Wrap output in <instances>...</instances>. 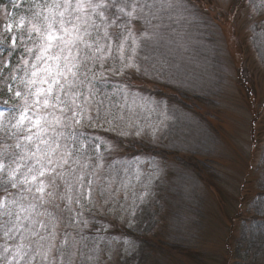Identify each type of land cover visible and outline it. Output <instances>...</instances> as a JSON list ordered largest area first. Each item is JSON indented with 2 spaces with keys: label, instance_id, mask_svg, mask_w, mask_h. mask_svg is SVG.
Wrapping results in <instances>:
<instances>
[{
  "label": "rangeland",
  "instance_id": "rangeland-1",
  "mask_svg": "<svg viewBox=\"0 0 264 264\" xmlns=\"http://www.w3.org/2000/svg\"><path fill=\"white\" fill-rule=\"evenodd\" d=\"M108 1L93 0L103 9ZM133 4L129 26L111 23L122 30L123 59L121 54L115 59L128 62L121 74L127 73L130 85L116 76L106 100L89 87L77 98L83 104L82 126L64 129L79 158L72 164L76 172L57 181L55 198L47 197V211L35 217L46 227L38 229L45 239L33 240V264H80L86 243L91 244L89 264H236L237 245L243 256L253 241L245 219L252 217L264 185V0H131V11ZM19 21L0 14L4 65L9 35L4 25L12 23L13 32L20 31ZM115 42L111 38L106 47ZM21 47L23 64L29 53ZM113 58L111 50L100 61L105 66ZM13 103L0 104L5 112L0 161L5 163L22 151L17 142L28 143L10 134L7 121L18 118L23 102ZM118 140L147 143L158 154L135 157L136 147L126 150L128 145ZM16 192L0 191V200H11ZM154 200L150 226L140 209ZM127 227L138 241L125 235ZM141 238L185 252L174 258L166 251L143 252ZM5 243L0 233V251Z\"/></svg>",
  "mask_w": 264,
  "mask_h": 264
},
{
  "label": "snow or ice",
  "instance_id": "snow-or-ice-1",
  "mask_svg": "<svg viewBox=\"0 0 264 264\" xmlns=\"http://www.w3.org/2000/svg\"><path fill=\"white\" fill-rule=\"evenodd\" d=\"M109 6H116L115 0ZM103 7V3H94L93 0H52L28 19L26 37L23 33L19 36L12 34V23L4 25L11 48H17L19 39L29 53L18 70L23 75L14 91L15 98L23 103L19 107L18 118L12 116L7 121L10 134L18 141L22 137L28 143L22 146L17 142L15 147L22 151L13 152L6 163L0 161V189L6 193L9 187L17 189L11 200L7 196L0 200V233L6 241L2 249L4 253H11L10 258L0 256L5 264H33V240L36 237L44 240L38 229L46 227L35 217L47 211L44 208L49 202L47 197L55 198L59 188L57 181L76 172L72 164L78 163L79 158L74 157L64 129L77 124L82 126L83 104L78 105L77 98L82 95V77L91 70L89 61L94 64L97 59L102 60L111 53L110 48L100 43L102 38H108V33L105 31L103 37L100 36L101 25L95 19L100 17L105 29L108 27L104 23V11H98ZM125 7L120 5L118 11L131 17L136 10L135 4L130 12H125ZM18 27L25 28L23 16ZM25 39L31 42V47L24 43ZM2 43L4 38L0 37ZM122 49L120 44L117 51L121 53V59ZM3 66L0 63V67ZM7 92L13 93L10 84ZM3 103L7 104V101ZM6 111L14 113L17 109L7 108ZM4 115L5 112L0 111V117ZM3 127L4 122L0 121V129ZM71 136L75 139L76 133H71ZM5 174L7 181L3 180ZM76 179L82 182L83 174ZM64 185L71 191L72 185L67 180H64ZM49 187L54 190L49 192ZM80 187H83L82 183ZM88 192H91L90 187ZM68 200L72 202L71 197ZM76 202L79 203V197ZM48 215L55 219L52 213ZM7 241H12L14 247L10 249ZM44 259H48L47 254Z\"/></svg>",
  "mask_w": 264,
  "mask_h": 264
},
{
  "label": "trees",
  "instance_id": "trees-1",
  "mask_svg": "<svg viewBox=\"0 0 264 264\" xmlns=\"http://www.w3.org/2000/svg\"><path fill=\"white\" fill-rule=\"evenodd\" d=\"M51 2L52 0H0V14H4L6 18L12 21H17V19H19L21 16L26 17L27 20L25 21H28V19H30L34 13L43 10V6L46 3H51ZM14 3L16 5L15 7H13ZM112 3H113V0H109L107 2V7H105V9L103 8L101 9V11H105L107 13L106 14L107 16L106 15L104 16V23H107L108 27L105 29V27L102 24L99 30V34L101 37H103L104 32L107 31L108 38L106 40L103 38L100 40V43L106 46L110 44L109 41L111 38L116 39V42L112 44L111 50L113 52V57L117 58L121 54L120 52L117 51V48L120 44L123 43L122 42L123 34L120 28H117L116 25H111V23L116 20L118 21V24H121L126 27L129 26L132 17H128L127 15L120 13L118 11V8L120 5L124 4L126 5L125 12H130L131 11V0H115L116 6L110 7L109 5H111ZM38 5L40 7H37ZM95 19L98 24L99 17H95ZM110 25L114 27L111 28ZM27 27L28 26L25 25V28L21 29L20 31L16 30L12 32V34L19 36L21 33H23L26 37L27 32L25 31V29ZM25 41L27 40L25 39ZM20 42L21 41L18 39L17 48L12 49L10 45L11 42L8 39L6 50L2 54L3 55L2 58H6L5 60L6 65L3 64L4 66L0 67V104H5L3 103V101L6 100L7 101V104H5L6 106H12L14 104L13 101H18L14 96V91L19 86V78L21 77L20 76L21 74L18 73L19 67L23 65L21 62V59L26 57V56H22L23 51H21L22 47H21ZM26 44L31 45V42L27 41ZM126 54L128 58L129 54L128 53ZM101 63L102 61H100V59H97L94 64L92 63V61H89L91 70L88 71L87 76L82 77L84 82L81 85L80 91L81 93L86 94V92L88 93L89 89L99 90L100 93L105 94V100H106V97H109L110 92L112 91V89H114V85L111 84L114 78L122 76L121 77L122 83L130 85L129 77L126 75L127 73L121 74V69L128 62L125 61V62L119 63V59H114L113 61H108V63H106L107 65L105 66L103 65V67H101ZM104 70H105V73H104ZM110 72H111V75H110ZM9 84L11 85L13 89L12 94H9L7 92V85ZM96 97L98 98L100 96L97 94ZM105 104H106V101H105ZM102 114L103 113L101 112L99 113L98 116H102ZM119 141L120 140H118V142ZM120 142L124 146L128 145L126 150L128 149L130 150V148L134 149V147H136L135 149H137V152L135 153V157L140 156L142 154L145 155V153H147L149 156H154L158 154L157 149L154 146H151L147 143H141L138 141L132 142V143H128V142L124 143L123 140H121ZM204 165L205 164H203V167ZM193 169H194V166H193ZM207 170L209 171V168ZM195 173L197 174V169L195 170ZM9 190H10V187H9ZM0 191L3 192L2 189H0ZM262 192L263 193H260L258 198L255 200L254 208L252 207L253 210H251V212L254 211L252 217L249 219L248 218L245 219V221L247 220L246 221L247 225L249 224L252 230L254 231L251 235V237L253 236L252 237L253 241L252 242L250 241V244L246 248L247 252L243 256H242V253H243L242 245L240 244L237 245L238 251L236 250L234 254L235 259H236V264H264V185L262 187ZM156 201L157 200H154L153 203L150 205V207H145L143 209H140L141 211L140 213L144 214L145 212L146 215H148L150 226H151V222L154 219L155 213H156L153 211V208L155 209L156 207L154 205ZM149 210L153 212L151 215L148 214ZM139 220H140L139 217L135 219L136 224L139 223ZM141 224H144V223L141 222ZM140 226H143V225H140ZM127 228L128 230L125 228H122L123 230H126L125 235L128 238H131L132 240L138 241L139 236L137 235V233L131 227H127ZM259 232H260V235H259ZM135 236H136V239H134ZM141 242L144 247L142 249L143 252L145 250H148V252H157L159 254H164V251H166L167 254L173 258L185 252L184 251L185 248L180 247L178 245L176 246L175 245L174 246L173 245H167V246L160 245L153 241H145L142 238H141ZM45 245L46 243L43 245V248ZM90 247H91V244L86 243L84 252L87 255H85V258L81 261L80 264H89L88 258L91 256ZM3 255H4L3 249H1L0 256H3ZM196 256L193 257L191 255L192 258H196ZM240 256L243 259H241ZM1 263H3L2 258H0V264Z\"/></svg>",
  "mask_w": 264,
  "mask_h": 264
}]
</instances>
